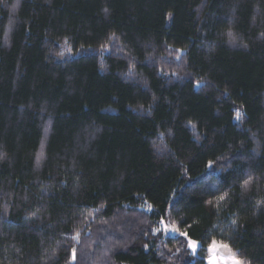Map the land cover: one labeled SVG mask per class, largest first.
<instances>
[{
  "label": "trees",
  "instance_id": "1",
  "mask_svg": "<svg viewBox=\"0 0 264 264\" xmlns=\"http://www.w3.org/2000/svg\"><path fill=\"white\" fill-rule=\"evenodd\" d=\"M213 241L264 264V0H0V264Z\"/></svg>",
  "mask_w": 264,
  "mask_h": 264
},
{
  "label": "rangeland",
  "instance_id": "2",
  "mask_svg": "<svg viewBox=\"0 0 264 264\" xmlns=\"http://www.w3.org/2000/svg\"><path fill=\"white\" fill-rule=\"evenodd\" d=\"M161 230L165 234L170 233V229L167 227V225L165 223H162ZM189 242L190 241L188 240V248H189L191 254L194 256H197V254L201 248L200 244L198 242L191 241V242H194L196 245L195 251L193 252V249L189 246ZM232 257H235V256H234V254L231 253V251L228 249V247L227 248L216 247V248L211 249V250L209 248L207 264H233ZM235 259H236V257H235Z\"/></svg>",
  "mask_w": 264,
  "mask_h": 264
},
{
  "label": "snow or ice",
  "instance_id": "3",
  "mask_svg": "<svg viewBox=\"0 0 264 264\" xmlns=\"http://www.w3.org/2000/svg\"><path fill=\"white\" fill-rule=\"evenodd\" d=\"M240 116V113H237V118H239ZM211 166V164L209 165ZM245 184H247V181L245 182ZM221 199H223V197H221ZM189 246L193 249V252L195 251V248H196V245L194 242H189ZM216 247H224V248H227V245H223V244H217V242L213 241L212 245L210 246V250L211 249H214ZM232 260H233V264H241L240 261L236 260L235 257H232Z\"/></svg>",
  "mask_w": 264,
  "mask_h": 264
}]
</instances>
